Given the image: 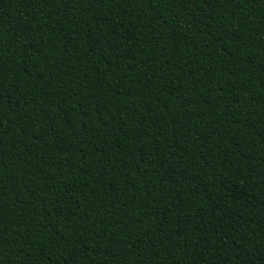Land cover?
<instances>
[{"label":"trees","instance_id":"trees-1","mask_svg":"<svg viewBox=\"0 0 264 264\" xmlns=\"http://www.w3.org/2000/svg\"><path fill=\"white\" fill-rule=\"evenodd\" d=\"M0 264H264V0H0Z\"/></svg>","mask_w":264,"mask_h":264}]
</instances>
